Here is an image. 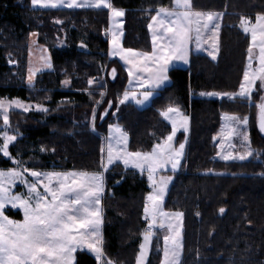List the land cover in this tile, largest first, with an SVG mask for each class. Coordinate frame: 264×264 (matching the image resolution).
<instances>
[{"label":"trees","instance_id":"1","mask_svg":"<svg viewBox=\"0 0 264 264\" xmlns=\"http://www.w3.org/2000/svg\"><path fill=\"white\" fill-rule=\"evenodd\" d=\"M112 3L126 12L123 46L142 52L152 49L147 27L150 16L159 7H174L173 0ZM192 3L195 10L223 13L217 59L193 53L187 69L169 71L171 85L159 90L150 106L141 109L128 103L121 106L120 113L113 116L110 110L109 117L101 120L107 101H113L114 110L128 82L122 65L108 57V11L36 10L31 0H0V99H19L49 109L48 113L10 110L11 133L18 130L21 135L9 150L13 158L19 154L32 169L97 171L109 124L118 123L127 132L130 151L148 152L171 130L160 113L170 105L178 106L190 118V130L185 161L174 175L165 208L184 213L181 264H264V138L257 126L259 94L253 96L252 104L199 97L202 91L239 89L251 43L239 22L241 17L255 19L264 13V0ZM57 19L63 23H55ZM33 32L39 34L38 43L48 49L53 65L50 71L37 75L34 89L27 84ZM81 44L86 47L81 48ZM113 67L117 69L115 80L109 74ZM90 79L104 83L89 86ZM65 80L70 81L67 87ZM101 92L103 103L97 105ZM93 110L98 117L95 132ZM225 113L249 118L255 158L245 162L214 159V134ZM3 130L0 119V133ZM183 139L180 133L178 141ZM42 147L46 150L40 151ZM14 166L0 154V169ZM207 171L219 174H205ZM105 175L103 236L107 257L115 264H135L148 224L143 209L151 192L149 181L121 164L112 166ZM221 207L225 208L223 214ZM16 216L21 217L20 213ZM159 237L153 239L149 264H161ZM77 264L98 262L89 254L77 253Z\"/></svg>","mask_w":264,"mask_h":264},{"label":"snow or ice","instance_id":"2","mask_svg":"<svg viewBox=\"0 0 264 264\" xmlns=\"http://www.w3.org/2000/svg\"><path fill=\"white\" fill-rule=\"evenodd\" d=\"M174 7H159L150 16L147 25L152 34V50L142 52L125 48L124 9L117 8L112 0H31V6L41 9H107L111 26L105 35L110 37V55L118 57L126 66L129 87L117 97L113 110V101H107V107L102 110L99 119L120 113L121 106L130 101L137 106H143L154 95L157 89L169 81V68L176 61L184 64L189 62L190 44L195 42L196 49L207 51L212 60L219 54L220 21L223 13L203 12L195 10L192 0H173ZM145 11H151L146 9ZM57 24L63 21L57 19ZM239 27L245 34H250L251 44L248 51V66L243 73V82L235 93L201 92V96H225L229 100L239 99L252 104L253 94L259 93L258 128L264 133V13L255 16V22L249 17H241ZM33 37L39 34L31 33ZM35 43V41H33ZM207 44L208 47L204 48ZM81 48L86 45L81 44ZM253 49H258V69L253 68ZM47 53V49H44ZM43 63L28 68L27 84L34 89V80L43 68L53 67L51 56L41 57ZM12 63V61H9ZM107 71V69H103ZM110 76L117 78V69L111 68ZM259 82V85H257ZM69 80L64 84L68 85ZM89 86L99 84L96 79L87 81ZM103 86V85H101ZM138 89H146L138 92ZM103 103L104 93L101 92ZM29 112L33 109L48 113L49 109L41 104H27L19 99L11 101L0 100V119L4 130L0 133V154L8 158L14 167L0 170V264H77V253L90 254L98 264H115L107 257L103 236L104 208L103 200L106 192V173L113 165L123 164L125 169H137L141 174L147 173L152 191L146 197L143 209V219L148 221L143 232V242L139 245V253L135 264H149L153 237L156 229H166L163 236L161 264H181L183 253V212H167L164 210V199L168 193L173 176L185 161L187 137L184 142L177 143L178 132H189L190 118L178 106H168L160 115L170 123V133L156 143L151 151H129V136L118 124L108 125V134L103 137L104 147L101 148V160L97 171H49L41 172L26 166L19 158L12 157L10 146L21 134L17 130L11 133L9 112L11 109ZM97 112L91 114L92 131H96ZM225 127L221 129L214 140L221 141L219 148L222 160L245 161L254 157L249 133L247 116L224 115ZM238 138L240 152L232 149V143ZM228 151H225V144ZM43 147L40 151H45ZM54 152L55 149H52ZM171 172L172 175L162 173ZM264 175V173H261ZM31 178V179H30ZM119 183V181H117ZM22 185L26 191H13L17 185ZM20 209L21 220H14L6 215V209ZM220 214L225 208L219 209ZM198 215V213H197Z\"/></svg>","mask_w":264,"mask_h":264},{"label":"rangeland","instance_id":"3","mask_svg":"<svg viewBox=\"0 0 264 264\" xmlns=\"http://www.w3.org/2000/svg\"><path fill=\"white\" fill-rule=\"evenodd\" d=\"M253 20V22H255V19H252ZM220 23H221V26H222V21H220ZM249 37H250V34H247ZM250 39H251V37H250ZM251 44V43H250ZM208 47V45L207 44H205L204 45V48H207ZM200 51V50H199ZM202 51V50H201ZM258 52H259V50L258 49H253V68L254 69H258V67H259V63H258ZM203 53L204 54H206L207 56H209L208 55V53H207V51H205V50H203ZM210 57V56H209ZM211 58V57H210ZM212 59V58H211ZM42 61V60H41ZM42 63H43V61H42ZM247 66H248V58H247V61H246V68H245V71L247 70ZM28 67H29V64H28ZM47 68H43L42 70H46ZM99 81V84H102V83H104L103 82V80H98ZM93 85H95V84H93ZM257 85H259V82H257ZM66 87L68 86V85H65ZM239 91V89L237 90V91H234V92H220V93H235V92H238ZM202 92H204V93H209V92H215V91H202ZM217 92V91H216ZM201 93V92H200ZM200 93H199V97L200 98H205V99H214V100H222V99H220V98H218V97H210V96H207V95H205V96H201L200 95ZM257 94H259V93H254L253 94V96L254 95H257ZM223 99H226V100H229L228 98H227V96H225ZM0 100H5V101H11L10 99H0ZM229 101H233V100H229ZM22 102H24V101H22ZM24 103H27V102H24ZM150 102H146L142 107L141 106H138L139 108H141V109H145V108H147L148 106H150ZM13 109H15V110H20V109H16V108H13ZM226 114V113H225ZM225 114H223L222 115V117H221V126H220V128H219V130L214 134V137H216V136H218L219 135V133H220V131H221V129L222 128H224L225 127V120H224V115ZM228 114V113H227ZM229 115H236V114H229ZM249 119V118H248ZM165 120V119H164ZM168 122V121H167ZM169 123V122H168ZM169 125H170V123H169ZM171 126V125H170ZM189 130H190V125H189ZM250 130H251V123H250V121H249V133H250ZM180 133H183L184 134V139H185V136L187 137V141H188V134H189V132L188 133H184L183 131H181V132H178L177 133V136H176V141H177V143H179V141H178V136H179V134ZM107 134H108V132H107ZM106 134V135H107ZM105 135V136H106ZM184 139L183 140H181L180 142H184ZM250 140H251V133H250ZM213 141H214V145H215V147H216V154H215V156H214V159L215 160H219V161H223V162H245V161H248V160H250L251 158H249L248 160H245V161H240V160H229V161H225V160H222L221 159V157H220V153H221V150H220V148H219V143L221 142V141H219V140H214L213 139ZM232 143H235L237 146H236V148L235 149H232V151H234V152H236V153H238V152H240L242 149L240 148V143H239V140H238V138H234L233 139V141H232ZM103 144H104V140H103ZM105 146V145H104ZM103 146V147H104ZM251 147L253 148V146H252V143H251ZM186 148H187V143H186ZM128 150H129V148H128ZM229 149H228V145H227V143L225 144V151H228ZM253 150H254V148H253ZM130 151V150H129ZM185 153H186V149H185ZM254 154H255V150H254ZM122 166H123V164H121ZM114 166V165H113ZM124 167V166H123ZM7 169H10V168H6V169H4V168H2V169H0V170H7ZM128 169H132V168H128ZM35 170H38V171H41V172H49V171H64V172H71V171H81V170H44V169H35ZM133 170H135V171H137L138 173H140L139 172V170H137V169H133ZM180 171V170H179ZM178 171V172H179ZM89 172H92V171H89ZM178 172H176V173H178ZM175 173V174H176ZM141 174V173H140ZM162 174H164V175H172V173L169 171V172H167V173H162ZM174 174V175H175ZM205 174H209V175H214V174H219V173H217V172H215V171H207V172H205ZM143 175H145L146 176V178H147V173L145 172V173H143ZM31 179V178H30ZM173 179H174V176H173ZM173 182V181H172ZM172 184V183H171ZM171 184L169 185V188H170V186H171ZM150 185V184H149ZM151 188V187H150ZM169 188H168V192H169ZM13 191L14 192H16V193H21V192H24V191H26V189L22 186V185H17L16 187H15V189H13ZM151 191H152V189H151ZM167 195H168V193H167ZM167 195L165 196V199H164V210L165 211H167V212H178V211H169V210H167L166 208H165V202H166V198H167ZM6 211V215H8L9 216V218H11V219H14V220H21L22 218H23V213H22V210H20V209H11L10 208V206H9V208L8 209H6L5 210ZM16 213H20V215H21V217L19 218V217H17L16 216ZM156 232H157V235L156 236H160L159 238H160V240H162V242H161V244H162V247H163V236L164 235H166L167 234V230L166 229H156ZM155 236V237H156ZM155 237H153V239L155 238ZM142 242H143V240H142ZM162 247H161V249H162ZM183 254V253H182ZM90 255V254H89ZM93 257V256H92ZM181 259H182V257H181Z\"/></svg>","mask_w":264,"mask_h":264},{"label":"crops","instance_id":"4","mask_svg":"<svg viewBox=\"0 0 264 264\" xmlns=\"http://www.w3.org/2000/svg\"><path fill=\"white\" fill-rule=\"evenodd\" d=\"M34 8V7H33ZM36 10H50V9H41V8H35ZM61 9H68V8H59V9H53V10H61ZM80 9H83V8H80ZM77 10H79V9H77ZM107 10V9H106ZM216 13H219V12H216ZM123 21H124V36H125V17L123 18ZM222 21V20H221ZM150 22H151V20H150ZM149 22V23H150ZM110 26H111V22H110V18H109V28H110ZM108 28V29H109ZM148 32H149V35H150V39H151V43H152V34H151V32L149 31V29H148ZM108 37V36H107ZM110 40V37H108V41ZM123 40H124V37L122 38V43H123ZM33 41H35V43H33ZM44 49H47L45 46H42V45H40L39 43H38V36L37 37H33L32 36V41H31V45H30V47H29V67L30 66H33V67H35V66H39L40 64H42V59H41V57L42 56H45V55H49V52H48V49H47V53H45L44 52ZM152 50V49H151ZM110 51H111V46H110V43H109V52H108V57H109V60H111V61H113V60H115V61H118L121 65H122V67L124 68V70L126 71V66L123 64V62L122 61H120L119 60V58L118 57H112L111 55H110ZM193 53H196V54H204L203 53V50L201 51H198L197 49H196V46H195V42L193 41V43L192 44H190V51H189V62L187 63V64H184L182 61H176V62H174L173 63V65L169 68V71L171 70V69H174V68H182V69H187L188 67H189V65H190V58H191V55L193 54ZM204 55H206V54H204ZM28 67V68H29ZM52 69V68H51ZM51 69H46V70H41L40 72H38L37 73V75H39V74H41V73H43V72H47V71H50ZM126 73H127V71H126ZM37 75H36V77H37ZM168 75H169V72H168ZM28 76V75H27ZM128 76V75H127ZM36 77H35V79H36ZM128 81H129V78H128ZM34 83H35V80H34ZM171 83H172V81H171V78H170V76H169V81L168 82H166V84L163 86V87H161L160 89H157L156 90V92L154 93V95H153V97L148 101V102H152V100H153V98L155 97V95L157 94V92L159 91V90H162V89H164L165 87H167V86H170L171 85ZM129 87V83L127 82V88ZM126 88V89H127ZM146 89H138V92H143V91H145ZM147 102V103H148ZM129 103H133V104H135L134 102H132V101H130ZM136 105V104H135ZM137 106V105H136Z\"/></svg>","mask_w":264,"mask_h":264},{"label":"water","instance_id":"5","mask_svg":"<svg viewBox=\"0 0 264 264\" xmlns=\"http://www.w3.org/2000/svg\"><path fill=\"white\" fill-rule=\"evenodd\" d=\"M258 120H259V114H258ZM257 126H258V121H257ZM258 130H259V128H258ZM259 134H260V136H261L262 138H264V133H260V132H259Z\"/></svg>","mask_w":264,"mask_h":264}]
</instances>
